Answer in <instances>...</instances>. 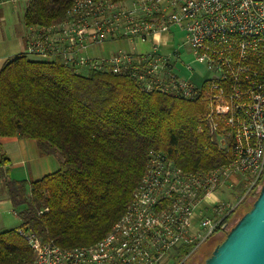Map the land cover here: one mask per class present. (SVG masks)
<instances>
[{
  "label": "built area",
  "instance_id": "built-area-1",
  "mask_svg": "<svg viewBox=\"0 0 264 264\" xmlns=\"http://www.w3.org/2000/svg\"><path fill=\"white\" fill-rule=\"evenodd\" d=\"M28 35L29 55L129 74L145 91L202 100L211 143L226 160L190 171L177 156L150 150L104 236L63 248L27 233L33 257L24 264H174L180 247L192 245L191 254L226 231L229 215L264 183V0H73L63 20L28 26ZM112 40L129 41L133 52H90ZM192 62L203 67L198 82L177 70Z\"/></svg>",
  "mask_w": 264,
  "mask_h": 264
},
{
  "label": "trees",
  "instance_id": "trees-1",
  "mask_svg": "<svg viewBox=\"0 0 264 264\" xmlns=\"http://www.w3.org/2000/svg\"><path fill=\"white\" fill-rule=\"evenodd\" d=\"M26 2L23 22L31 26L63 20L73 0ZM204 113L202 100L145 91L129 74L77 71L59 57L26 53L4 63L0 137L35 139L41 154L58 153L62 160L56 171L35 180L0 171V196L20 218L19 226L0 232V264L32 260L27 233L63 248L99 240L130 201L150 150L177 156V164L190 171L224 162ZM192 248L180 247L174 264H184Z\"/></svg>",
  "mask_w": 264,
  "mask_h": 264
},
{
  "label": "crops",
  "instance_id": "crops-1",
  "mask_svg": "<svg viewBox=\"0 0 264 264\" xmlns=\"http://www.w3.org/2000/svg\"><path fill=\"white\" fill-rule=\"evenodd\" d=\"M26 5V0H0V69L4 63L15 56L22 53L27 54L30 37L28 26L23 22ZM150 44L149 42L139 45L146 49ZM118 50L133 52L132 45L127 40L108 41L104 44L103 51L101 47L93 46L90 52L93 55H105ZM28 56L37 57L29 54ZM177 70L183 77H189L192 81L198 82L201 79L203 67L197 62H192L189 66L180 63ZM1 155L5 156V161ZM61 160L58 153L41 154L35 139L0 137V171H4L6 175L8 170L10 178L38 179L56 171ZM2 199L5 198L0 196V200ZM222 236L223 233L219 231L213 237L221 238Z\"/></svg>",
  "mask_w": 264,
  "mask_h": 264
},
{
  "label": "water",
  "instance_id": "water-1",
  "mask_svg": "<svg viewBox=\"0 0 264 264\" xmlns=\"http://www.w3.org/2000/svg\"><path fill=\"white\" fill-rule=\"evenodd\" d=\"M202 264H264V183Z\"/></svg>",
  "mask_w": 264,
  "mask_h": 264
},
{
  "label": "rangeland",
  "instance_id": "rangeland-1",
  "mask_svg": "<svg viewBox=\"0 0 264 264\" xmlns=\"http://www.w3.org/2000/svg\"><path fill=\"white\" fill-rule=\"evenodd\" d=\"M164 52H168V50L165 49ZM186 58L190 60L189 55L186 56ZM257 192H255L246 199V201L243 203L244 205L242 204V208L241 206H239L235 210V212L231 216V222L229 224V227L232 226L234 222L239 218L243 209L254 200L255 196L257 195ZM19 224L20 218L17 213H15V210L12 208L10 202L6 198L0 200V232L19 226ZM229 227L226 229V231L229 229ZM216 233H214L212 237H210L208 240L203 242L187 258H185L184 260L181 259L183 260L184 264H202L204 259L206 258L205 256L210 252V250L212 251L213 247L217 243H219V241L223 238L225 231L222 232L223 236L221 238L213 237ZM177 264H180V261Z\"/></svg>",
  "mask_w": 264,
  "mask_h": 264
}]
</instances>
